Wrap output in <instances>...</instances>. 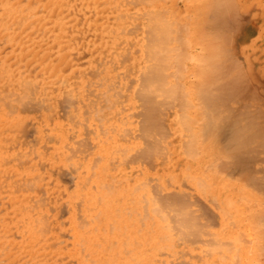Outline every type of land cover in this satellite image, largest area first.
Segmentation results:
<instances>
[{"label":"bare ground","instance_id":"obj_1","mask_svg":"<svg viewBox=\"0 0 264 264\" xmlns=\"http://www.w3.org/2000/svg\"><path fill=\"white\" fill-rule=\"evenodd\" d=\"M210 1L213 20L203 0L183 16L184 46L213 38L237 12L233 0ZM160 9L0 0V264H264V242H237L226 211L215 232L198 203L227 189L231 158L245 167L263 133L236 122L216 131L215 172L210 117L155 113L152 70L160 95L171 42Z\"/></svg>","mask_w":264,"mask_h":264},{"label":"rangeland","instance_id":"obj_2","mask_svg":"<svg viewBox=\"0 0 264 264\" xmlns=\"http://www.w3.org/2000/svg\"><path fill=\"white\" fill-rule=\"evenodd\" d=\"M157 1L161 3L162 18L169 24V34L166 37L163 35V43L171 42L165 44L169 47L167 51L164 50L166 55L162 57L161 65L164 66L161 75L166 87L160 83V95H157L156 88L160 78L156 77L155 66L152 70V104L155 113L210 117L206 128L208 133L220 131V128L222 131L234 128L230 126L231 122H236L240 127L251 125L254 132L263 133L260 137L254 136V142H249L246 149L249 161L245 167L237 166L231 158V165L225 173L227 189L208 198L199 194L202 220L211 224L218 233L223 229L221 214L226 211L232 220L230 226L239 234L237 242H264V0H233L237 4V12H234L235 9H232L234 13L226 10L232 15H229L231 17L220 27L219 32H212L215 36L211 39L201 37L195 47L184 46L187 45L186 39L192 38L182 37L179 23L183 16L188 17L194 9L197 10L194 4L198 2ZM212 3L203 0L202 17L205 21L213 20L219 12L215 5L211 7ZM155 17L153 11L154 24ZM155 32L154 26V42ZM177 49L180 51L177 52ZM208 135H211L209 155L215 156L212 167L214 169L215 166L216 172L223 160L217 157L218 153L212 146L222 136L217 132ZM62 179L66 184H71L68 171H63ZM216 180H219L218 177ZM254 233L259 236H251Z\"/></svg>","mask_w":264,"mask_h":264}]
</instances>
